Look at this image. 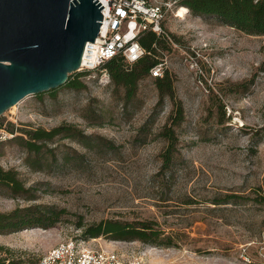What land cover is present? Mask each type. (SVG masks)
I'll return each mask as SVG.
<instances>
[{
  "label": "rangeland",
  "instance_id": "rangeland-1",
  "mask_svg": "<svg viewBox=\"0 0 264 264\" xmlns=\"http://www.w3.org/2000/svg\"><path fill=\"white\" fill-rule=\"evenodd\" d=\"M179 7L168 8L162 21L179 48L168 40L156 50L174 99L158 103L155 78L147 75L125 104L123 88L100 68L91 78L79 76L78 89L67 84L81 72L73 71L64 85L28 95L0 115V168L14 171L28 190L20 196L0 184V212L31 207L50 217L0 230V264H36L70 239L149 264H264V36L213 16L177 17ZM193 46L200 49L197 63L183 53ZM176 101L183 116L172 125ZM61 124L100 137L101 145L57 138L48 146L69 158L48 155L46 168L30 167L14 137ZM166 124L177 143L170 166L160 170ZM103 219L143 222L156 236L86 237L77 227Z\"/></svg>",
  "mask_w": 264,
  "mask_h": 264
},
{
  "label": "trees",
  "instance_id": "trees-1",
  "mask_svg": "<svg viewBox=\"0 0 264 264\" xmlns=\"http://www.w3.org/2000/svg\"><path fill=\"white\" fill-rule=\"evenodd\" d=\"M167 1V0H163ZM173 7L185 6L188 12L195 16H213L222 24L234 27L250 35L264 36V0H175ZM165 8V7H164ZM163 33L156 34L151 30L142 31L137 41L144 49V53L135 61L127 62L123 56L116 55L105 61L98 69H103L109 75L111 84L114 87L123 88V103L130 102L137 91L138 83L147 75L151 76L150 70L162 61L156 55L158 48H164L171 38L167 35L161 23ZM171 42V41H170ZM179 44V43H177ZM180 45V44H179ZM88 71H81L74 79L68 81L73 89H78L83 83L79 76L86 75ZM161 77H154L159 91L160 103L164 96L173 98L172 79L163 70ZM64 85V84H63ZM49 90L48 92H52ZM41 93L36 94L40 96ZM183 116L180 101L175 102L174 113L170 115L172 125L177 124ZM96 118V117H95ZM14 140L28 153L27 164L35 169L47 167V156L57 161V156L66 161L69 154L57 152L56 147H49L55 139L71 138L76 139L85 148L93 149L101 145L100 137L92 134H85L81 129L71 124H61L51 129L42 127L21 129ZM160 135L166 140V147L161 153L162 165L160 170L167 169L172 161L173 152L176 150L177 136L174 128L164 125ZM60 154V155H59ZM0 184L11 192L23 196L28 190L23 187L16 173L12 170L0 168ZM227 199L214 203H227ZM49 211L38 212L34 208H16L7 213L0 212V230L15 231L31 223H44L50 217H46ZM42 213V214H41ZM82 228V235L86 237L108 236L116 240H141L151 242L156 233L149 231L146 223H132L117 219H103L96 223L77 225ZM164 244H169L165 242Z\"/></svg>",
  "mask_w": 264,
  "mask_h": 264
},
{
  "label": "water",
  "instance_id": "water-1",
  "mask_svg": "<svg viewBox=\"0 0 264 264\" xmlns=\"http://www.w3.org/2000/svg\"><path fill=\"white\" fill-rule=\"evenodd\" d=\"M101 8L98 0H0V115L79 71L85 44L98 35Z\"/></svg>",
  "mask_w": 264,
  "mask_h": 264
},
{
  "label": "built area",
  "instance_id": "built-area-1",
  "mask_svg": "<svg viewBox=\"0 0 264 264\" xmlns=\"http://www.w3.org/2000/svg\"><path fill=\"white\" fill-rule=\"evenodd\" d=\"M98 1L103 5L100 9L102 20L99 32L93 42L85 44L79 67V71H88L86 78H91L93 71L98 70L105 61L116 55L123 56L127 62L137 60L144 53V49L137 41L139 34L146 30L156 34L163 33L161 23L165 12L175 2V0ZM171 43L175 48H179L177 44L172 41ZM183 53L186 54V59H190V63H197L200 49L193 46L188 53L185 51ZM164 66L165 62L162 60L152 67L151 76H162ZM36 264L149 263L141 258H129L114 249L89 245L83 239H70L48 249Z\"/></svg>",
  "mask_w": 264,
  "mask_h": 264
},
{
  "label": "bare ground",
  "instance_id": "bare-ground-1",
  "mask_svg": "<svg viewBox=\"0 0 264 264\" xmlns=\"http://www.w3.org/2000/svg\"><path fill=\"white\" fill-rule=\"evenodd\" d=\"M186 13H187V8L185 6H181L175 13V16L183 18L184 16H186Z\"/></svg>",
  "mask_w": 264,
  "mask_h": 264
}]
</instances>
